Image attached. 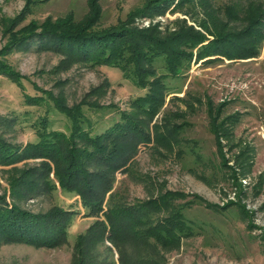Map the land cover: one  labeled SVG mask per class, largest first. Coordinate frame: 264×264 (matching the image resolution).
<instances>
[{
  "label": "rangeland",
  "instance_id": "rangeland-1",
  "mask_svg": "<svg viewBox=\"0 0 264 264\" xmlns=\"http://www.w3.org/2000/svg\"><path fill=\"white\" fill-rule=\"evenodd\" d=\"M145 1L148 0H98L100 17L96 26L104 28L124 21L126 26L129 24L127 27L139 30L153 27L165 32L173 31L177 22L184 19L187 25L203 32L199 23L205 14L199 5L187 4L174 11L173 2L162 14H136ZM210 3L212 13L208 17L229 24L231 32L241 28L238 19L245 11L254 13L264 8V0H210ZM24 7L25 0H0V51L7 41L1 20L7 24ZM88 11V0H36L31 13L15 29L31 19L39 23L47 18L55 21L66 17L80 21ZM256 48L257 54L246 59L229 60L217 54L194 61L193 57L182 74L167 76L165 103L147 122L150 133L161 118L181 124L177 135L180 142L169 148L165 143L153 144L152 137L148 144H139L135 155L123 166L125 172L123 168L116 172L111 192L127 204H137L167 191L176 194L174 203L182 207L190 235L181 238L176 247L160 249L161 264H264V35ZM6 60L27 77L26 93L41 94L34 89L36 85L52 92L68 107L83 100L100 105L82 106L92 133L110 127L119 120V110H130L131 100L145 92L123 78L117 68L68 60L63 53L41 48L36 41L26 48L14 49ZM155 62L157 72L164 73L162 58ZM22 90L0 75L3 138L17 145L35 141L33 125L41 117L47 119L49 129L69 132L70 120L50 100L41 105H27ZM211 121L222 123L218 146L210 132ZM42 160L35 157L0 165V193L5 192L10 198L9 176L16 177L21 169ZM50 178L54 188L33 193L19 202L29 211L59 206L73 213L65 240L52 248L4 243L0 246V264H75L78 236L104 219L110 192L105 194L103 209L97 212L84 205L78 193L62 190L52 173ZM105 246H110L111 253ZM99 250L104 262L110 256L118 264V253L110 241L103 242ZM91 251L95 253V247ZM127 251L132 256L139 254L135 249ZM131 255L128 257L132 258Z\"/></svg>",
  "mask_w": 264,
  "mask_h": 264
},
{
  "label": "trees",
  "instance_id": "trees-1",
  "mask_svg": "<svg viewBox=\"0 0 264 264\" xmlns=\"http://www.w3.org/2000/svg\"><path fill=\"white\" fill-rule=\"evenodd\" d=\"M97 1L88 0L89 11L80 21L66 17L55 21L47 18L39 23L31 19L16 30L31 13L36 0H25L24 9L8 19L7 24L1 20L2 33L7 36V41L0 51V75L23 89L25 104L41 105L50 100L68 117L70 127L68 133L49 129L47 119L41 117L33 125L35 141L17 145L0 135V165L43 158L36 165L21 169L16 177L9 176L10 198L5 192L0 193V246L18 242L52 248L65 240L73 213L59 206L47 211H29L19 202L33 193L54 188V181L50 178L52 173L62 190L78 193L82 203L97 212L103 209L105 194L110 192L103 211L104 219L96 221L78 236L75 264H115L110 256L104 262L100 255L99 247L106 240L115 247L118 264H161L158 260L160 249L176 247L181 238L190 235L182 207L174 203L176 194L167 191L137 201V204H127L121 196L111 192L116 172L135 155L139 144H148L152 137L153 144L165 143L169 148L180 142L177 135L181 124L161 118L154 123L150 133L147 122L160 112L165 103L167 85L164 79L182 74L193 57L194 61L217 54L229 60L254 57L257 54L256 43L264 35V8H258L254 13L245 11L238 19L241 28L231 32L229 24L221 23L213 16L208 17L212 13L210 0L145 1L136 14H162L173 2L174 11L187 4L202 7L205 17L201 18L199 26L203 32L187 25L184 19L177 22L173 31L166 29L160 32L153 27L140 30L127 27L129 24L126 26L124 21L98 28L100 9ZM35 41L41 48L63 53L68 60L88 66L117 68L123 78L145 89V92L131 100L130 110H119V120L110 127L103 132L92 133L82 106L86 104L93 108L100 105L84 103L83 100L77 106L68 107L61 104L52 92L36 85L32 84L41 94H30L24 90L27 77L14 70L6 57L14 49L26 48ZM158 58L163 60L164 73L157 72L155 61ZM221 126L222 123L213 121L209 124L217 146ZM121 170L125 172L127 169ZM94 247L95 253L91 251ZM128 248L135 249L138 256L128 253ZM105 249L111 253L110 246H105ZM129 254L132 258L128 257Z\"/></svg>",
  "mask_w": 264,
  "mask_h": 264
}]
</instances>
